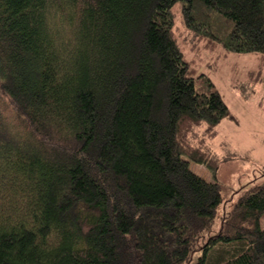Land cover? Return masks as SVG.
Listing matches in <instances>:
<instances>
[{"label": "trees", "instance_id": "obj_1", "mask_svg": "<svg viewBox=\"0 0 264 264\" xmlns=\"http://www.w3.org/2000/svg\"><path fill=\"white\" fill-rule=\"evenodd\" d=\"M217 48L264 56V0H0V264H264V181L208 232Z\"/></svg>", "mask_w": 264, "mask_h": 264}, {"label": "rangeland", "instance_id": "obj_2", "mask_svg": "<svg viewBox=\"0 0 264 264\" xmlns=\"http://www.w3.org/2000/svg\"><path fill=\"white\" fill-rule=\"evenodd\" d=\"M172 11L177 39L189 55L193 37L183 26L178 10L174 7ZM215 52L214 58L203 53L199 67L212 79L234 118L222 119L210 140L213 155L219 160L216 179L226 199L216 211L208 231L211 233L219 229L230 207L228 199L234 200L247 187L264 181V56L259 52L225 53L220 48ZM196 129L200 132L201 127ZM190 167L202 177L214 179L204 165L192 162ZM260 226L264 228V214ZM211 252L208 257L212 259L222 255L221 248Z\"/></svg>", "mask_w": 264, "mask_h": 264}]
</instances>
